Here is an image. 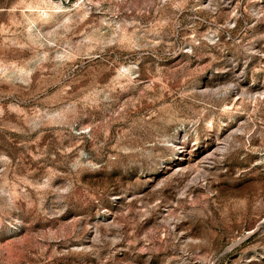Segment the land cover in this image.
Here are the masks:
<instances>
[{"label": "rangeland", "instance_id": "1", "mask_svg": "<svg viewBox=\"0 0 264 264\" xmlns=\"http://www.w3.org/2000/svg\"><path fill=\"white\" fill-rule=\"evenodd\" d=\"M0 264H264V0H0Z\"/></svg>", "mask_w": 264, "mask_h": 264}]
</instances>
